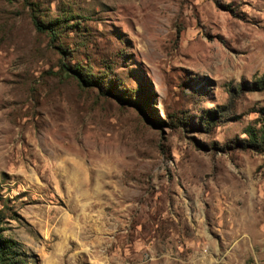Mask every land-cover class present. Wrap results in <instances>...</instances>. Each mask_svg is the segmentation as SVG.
<instances>
[{
    "label": "rangeland",
    "instance_id": "374dc122",
    "mask_svg": "<svg viewBox=\"0 0 264 264\" xmlns=\"http://www.w3.org/2000/svg\"><path fill=\"white\" fill-rule=\"evenodd\" d=\"M31 1L55 43L0 0V264H264V0Z\"/></svg>",
    "mask_w": 264,
    "mask_h": 264
},
{
    "label": "trees",
    "instance_id": "16d2710c",
    "mask_svg": "<svg viewBox=\"0 0 264 264\" xmlns=\"http://www.w3.org/2000/svg\"><path fill=\"white\" fill-rule=\"evenodd\" d=\"M28 7H29V17L31 20L32 25L34 26V28L38 31V32H42V33H46L49 38H50V42L55 43V39H56V29L50 25H45L43 24L37 17L36 14V9L34 6V2H32L31 0H26ZM64 65H62L61 67V71L65 72V69H63ZM256 85L258 86H254L252 87V89H264V74H262L259 78L258 81H255ZM249 138H248V143L250 145H254V143H256L257 138L255 136V134H249ZM260 139H264V127L262 130V135L260 137ZM262 143V142H261Z\"/></svg>",
    "mask_w": 264,
    "mask_h": 264
}]
</instances>
